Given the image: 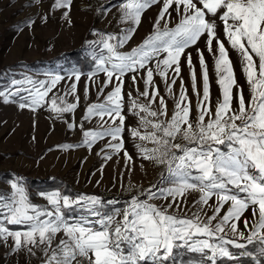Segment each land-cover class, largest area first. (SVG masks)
<instances>
[{
	"label": "snow or ice",
	"instance_id": "1",
	"mask_svg": "<svg viewBox=\"0 0 264 264\" xmlns=\"http://www.w3.org/2000/svg\"><path fill=\"white\" fill-rule=\"evenodd\" d=\"M152 2L127 0L122 5V19L138 26L142 12ZM70 4L71 0H54L53 8H69ZM169 9L179 16L174 27L168 26ZM216 19L222 22L230 47L241 56L250 93L247 100L243 89L233 94V89L238 87L237 80L225 43L217 36ZM161 21H164L163 27ZM30 24L29 21L26 26ZM204 35L209 52H213V41L216 42L213 54L220 98L213 106L203 53L199 54L202 90L197 89V74L188 55L192 88L198 98L193 122L192 101L183 81L169 115L167 102L154 84V75L173 94L185 50ZM130 38L129 33L119 38L111 34L102 37L101 43L108 55L98 59L96 70L106 75L104 87L109 84L114 87L103 102L87 108L85 119L98 117L102 123L99 130L83 132V143L91 147L101 139H108L106 149L123 151L124 158L132 161L124 150L123 78L129 72L143 70L144 90L137 91L145 102L128 94L129 111L138 121L137 127L128 132L139 141L136 148L143 160L164 167L166 175H162L161 183L166 181L171 186L153 185L141 193L145 199L132 197L122 213L113 209L109 214L97 210L101 201L96 197L71 199L58 191L41 194L51 210L41 209L31 202L22 178L17 177L10 182L8 194L0 192V240L11 239L15 251L26 248L31 253L33 247L41 248L46 257L43 264H84L85 260L87 264H177L179 249L200 254L210 264H217L218 258H234L229 245L237 249L253 245V252L258 250V255L264 257V0H163L152 33L130 53L119 52L118 48ZM117 40V44L110 42ZM153 62L155 67H148ZM170 71L174 73L171 83ZM73 75L74 82L66 95L76 94V82L81 76ZM62 79L60 75L48 81L14 79L9 90L0 91V97L7 101L8 97L27 92L19 107L35 111ZM132 81L137 82L136 75ZM77 103H67L63 97L52 98L50 110L62 116L74 112ZM68 127L71 129L74 125L69 123ZM177 138L183 143H176ZM104 158L108 160L111 156L106 154ZM154 188L157 190L153 191ZM190 191L200 194L196 203L202 206L215 198L213 215L207 221L200 212H194L192 217H180L149 202L162 198L169 200L168 207L179 206ZM225 205H228L226 211ZM75 206L88 214L67 217L64 209ZM249 210L252 219L251 222L247 218L243 220L248 233L245 235L239 231L238 222ZM222 211L219 223L213 226L212 222ZM119 215L122 220L116 219ZM6 225H20L26 230L13 231ZM225 226L236 239L221 235L225 233ZM60 233L63 237L56 241ZM244 254L252 255V252Z\"/></svg>",
	"mask_w": 264,
	"mask_h": 264
},
{
	"label": "rangeland",
	"instance_id": "2",
	"mask_svg": "<svg viewBox=\"0 0 264 264\" xmlns=\"http://www.w3.org/2000/svg\"><path fill=\"white\" fill-rule=\"evenodd\" d=\"M126 2L127 0H71L69 8L54 9V0H0V91L9 90L14 79L48 81L54 75L63 77L49 93L46 102L35 111L19 107L27 92L22 91L17 96L8 97L7 101L0 97V192L8 194L10 182L19 177L22 178L31 202L41 209L51 210V205L41 194L58 191L71 199L81 196L96 197L101 201L97 210L110 214L113 209L122 213L132 197L145 199L141 193L153 185L157 188L171 186L166 181L161 183L162 175H166L164 167L143 160L136 148L139 141L134 140L128 132L138 125L137 118L129 111L128 94L131 93L133 98L145 102L138 96L137 91L144 90L143 70L139 73L129 72L123 78L126 115L124 150L132 157V161L124 158L123 151L116 153L106 149L108 139H101L91 147L83 143V132L99 130L102 123L98 117L86 120L87 108L94 103L103 102L114 87V84L104 87L106 75L96 70L98 59L108 55L107 50L103 49L102 37L111 34L119 38L129 33L131 38L122 48H118V51L130 53L152 33L154 21L163 6V0H153L151 6L142 12L141 22L137 26L122 19V5ZM169 11L171 23L168 26L174 27L179 16L173 9ZM29 21L30 26H26ZM163 25L164 21H161V27ZM216 25L217 36L225 43L237 80L238 87L233 89V94L235 96L238 89H243L247 100L250 93L242 71L241 56L228 44L222 22L216 19ZM110 42L117 44L118 40ZM212 47L213 52H209L207 36L204 35L195 45L185 50L181 58V71L173 86V94H169L165 82L158 75H154V84L167 102L169 115L173 111L174 96L179 94L181 81L192 101L193 122L197 115L198 98L192 88V70L186 60L188 55H191L192 69L197 74V89L202 90L199 54L203 53L208 68L211 100L215 106L220 98L213 54L216 52L215 41ZM148 67L154 68L155 63H150ZM74 73L81 76L76 82V94L66 95L74 82ZM90 75L92 79H89ZM133 75L137 77L135 84L132 81ZM173 75L170 71L169 83ZM101 88L103 92L100 91ZM60 97L67 103H77L78 97L75 111L64 113L62 116L52 112L51 99ZM233 106H236L235 99ZM155 107L156 105H153V108ZM105 120L108 118L105 117ZM69 123L74 127L70 129ZM107 126L105 124V127ZM175 142L183 143L179 138ZM106 154L110 155L111 159L105 160ZM72 191L78 194L73 195ZM199 195L198 192L190 191L179 206L174 204L172 207H168L169 200L162 198L149 202L160 208H167L170 214L180 217H192L194 212H200L202 219L207 221L208 217L213 215L215 198L210 200L208 205L202 206L196 203ZM227 207L228 205H225V211ZM64 213L69 218L88 214L79 206L64 209ZM223 214L224 211L217 216L212 222L213 226L219 223ZM245 218L251 222V210L246 211L238 222L239 231L247 235L243 224ZM116 219L122 220V215ZM221 235L226 239H236L227 226L225 233ZM62 237L63 233L58 234L56 241ZM237 242L246 243L240 240ZM228 247L232 252L234 247ZM177 251V264H202L194 258L196 253L184 249ZM251 258L249 264H264V260L253 256ZM45 259L41 248L33 247L31 253L26 248L15 251L11 239L0 240V264H43ZM84 264H87L86 260Z\"/></svg>",
	"mask_w": 264,
	"mask_h": 264
},
{
	"label": "trees",
	"instance_id": "3",
	"mask_svg": "<svg viewBox=\"0 0 264 264\" xmlns=\"http://www.w3.org/2000/svg\"><path fill=\"white\" fill-rule=\"evenodd\" d=\"M73 195H77L78 193L76 191H72ZM81 195V193H80ZM105 200V199H104ZM9 228L11 229H25L24 226L20 225H9ZM253 245H247L246 248L243 249H237L234 248L232 250V253L234 255L233 259L228 258H218L217 264H249L252 261V256L256 259L264 260V257H260L258 255V250L253 252ZM252 252V255H245L244 253ZM194 258L200 261L202 264H210L209 261H207L206 258H202L200 254H195ZM260 260V261H261Z\"/></svg>",
	"mask_w": 264,
	"mask_h": 264
}]
</instances>
